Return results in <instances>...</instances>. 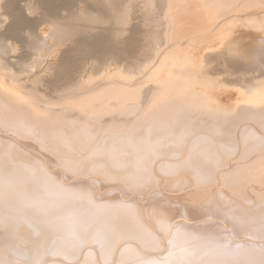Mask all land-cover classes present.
I'll use <instances>...</instances> for the list:
<instances>
[{"label":"bare ground","instance_id":"6f19581e","mask_svg":"<svg viewBox=\"0 0 264 264\" xmlns=\"http://www.w3.org/2000/svg\"><path fill=\"white\" fill-rule=\"evenodd\" d=\"M0 264H264V0H0Z\"/></svg>","mask_w":264,"mask_h":264}]
</instances>
